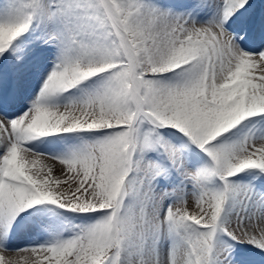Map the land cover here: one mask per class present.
I'll return each instance as SVG.
<instances>
[{"label":"snow or ice","instance_id":"obj_1","mask_svg":"<svg viewBox=\"0 0 264 264\" xmlns=\"http://www.w3.org/2000/svg\"><path fill=\"white\" fill-rule=\"evenodd\" d=\"M0 264H264V0H0Z\"/></svg>","mask_w":264,"mask_h":264},{"label":"bare ground","instance_id":"obj_2","mask_svg":"<svg viewBox=\"0 0 264 264\" xmlns=\"http://www.w3.org/2000/svg\"><path fill=\"white\" fill-rule=\"evenodd\" d=\"M44 163L48 164L50 167L53 168V173H52L53 177H58V178H60V179H63V178H64V177H62V176L60 175L62 168H61V166H60L57 162H54V161H52V160L45 159V160H44ZM18 243H23V240L18 241ZM4 255H5L6 257H10V258H16V257H18L19 255H23V254H17V253H4Z\"/></svg>","mask_w":264,"mask_h":264},{"label":"rangeland","instance_id":"obj_3","mask_svg":"<svg viewBox=\"0 0 264 264\" xmlns=\"http://www.w3.org/2000/svg\"><path fill=\"white\" fill-rule=\"evenodd\" d=\"M193 209L190 207V211H192Z\"/></svg>","mask_w":264,"mask_h":264}]
</instances>
